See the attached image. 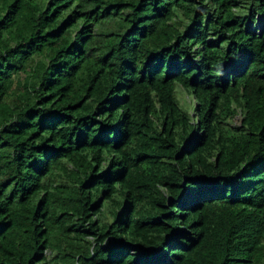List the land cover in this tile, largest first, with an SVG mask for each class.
Returning a JSON list of instances; mask_svg holds the SVG:
<instances>
[{
  "label": "trees",
  "instance_id": "trees-1",
  "mask_svg": "<svg viewBox=\"0 0 264 264\" xmlns=\"http://www.w3.org/2000/svg\"><path fill=\"white\" fill-rule=\"evenodd\" d=\"M0 264H264V0H0Z\"/></svg>",
  "mask_w": 264,
  "mask_h": 264
},
{
  "label": "rangeland",
  "instance_id": "rangeland-1",
  "mask_svg": "<svg viewBox=\"0 0 264 264\" xmlns=\"http://www.w3.org/2000/svg\"><path fill=\"white\" fill-rule=\"evenodd\" d=\"M185 98H186L187 100H189V97H188V96H186ZM189 101H190V100H189Z\"/></svg>",
  "mask_w": 264,
  "mask_h": 264
}]
</instances>
